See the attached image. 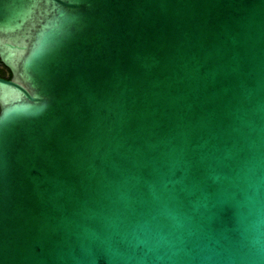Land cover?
Returning <instances> with one entry per match:
<instances>
[{"label":"water","instance_id":"water-1","mask_svg":"<svg viewBox=\"0 0 264 264\" xmlns=\"http://www.w3.org/2000/svg\"><path fill=\"white\" fill-rule=\"evenodd\" d=\"M0 264H264V0H0Z\"/></svg>","mask_w":264,"mask_h":264},{"label":"trees","instance_id":"trees-1","mask_svg":"<svg viewBox=\"0 0 264 264\" xmlns=\"http://www.w3.org/2000/svg\"><path fill=\"white\" fill-rule=\"evenodd\" d=\"M5 73L8 75L6 78H4ZM0 76L3 77L4 79H9V73L8 71L0 64Z\"/></svg>","mask_w":264,"mask_h":264},{"label":"flooded vegetation","instance_id":"flooded-vegetation-1","mask_svg":"<svg viewBox=\"0 0 264 264\" xmlns=\"http://www.w3.org/2000/svg\"><path fill=\"white\" fill-rule=\"evenodd\" d=\"M7 76H8V75L5 73V76H4V78H6ZM0 78H3V77H1V76H0ZM4 78H3V79H4Z\"/></svg>","mask_w":264,"mask_h":264}]
</instances>
